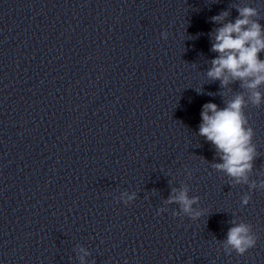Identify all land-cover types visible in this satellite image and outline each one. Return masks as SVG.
<instances>
[{"label": "clouds", "instance_id": "obj_1", "mask_svg": "<svg viewBox=\"0 0 264 264\" xmlns=\"http://www.w3.org/2000/svg\"><path fill=\"white\" fill-rule=\"evenodd\" d=\"M239 16L234 22L223 23L215 30L212 51L219 55L212 60V67L207 72L211 80H220L222 86L239 81L241 87L249 91L248 101L259 106L264 103V94L258 89L264 85V60L259 54L264 51V27L253 19L258 16L256 8L238 7ZM227 12L212 17L214 22L224 21ZM243 94H237L227 102L223 109L214 103H207L201 112L202 123L199 134L206 137L222 153L223 163L214 165L236 179L237 183L247 182V173L252 169L255 149L251 146L253 132L246 128L243 108L248 102ZM175 193L176 190L173 189ZM184 188L170 197L169 202L178 203L183 212L192 213V205L197 198L188 196ZM248 197L242 201L248 203ZM196 213L195 215H199ZM256 238L251 226L239 223L231 227L227 234L226 246L238 254H244L254 247Z\"/></svg>", "mask_w": 264, "mask_h": 264}]
</instances>
